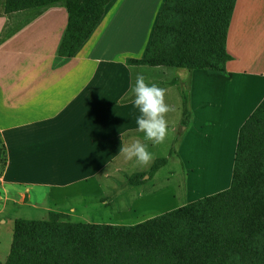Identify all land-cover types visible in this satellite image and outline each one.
I'll use <instances>...</instances> for the list:
<instances>
[{
	"label": "crops",
	"instance_id": "0c3cea01",
	"mask_svg": "<svg viewBox=\"0 0 264 264\" xmlns=\"http://www.w3.org/2000/svg\"><path fill=\"white\" fill-rule=\"evenodd\" d=\"M4 1L0 0V146L5 164L0 201L15 203L18 198V204L41 205L40 191L48 189L52 202L46 211L67 214L56 207L68 196L97 197L113 184L116 173L125 178L144 174L134 172L138 164L119 151L130 138L142 139L135 131L138 113L130 96L138 73L166 90L169 114L175 117V123L169 122L173 131L182 110L181 97L172 96L175 85H189L192 120L174 155L194 154L198 167L211 164L220 174L230 172L228 181L221 182L226 181L221 190L229 188L239 130L264 99V0H236L226 39L231 60L225 74L126 65L127 59L145 54L165 0H111L72 58L58 56L66 10L54 8L61 13L58 25L47 13L49 6L6 14ZM8 23L12 32L4 33ZM157 147L150 145L153 153ZM147 192L137 194L129 210L143 212L145 220L158 216L148 207L164 198L158 191ZM142 199L149 204L139 205ZM108 205L105 197L104 206ZM120 216L116 212L115 218Z\"/></svg>",
	"mask_w": 264,
	"mask_h": 264
},
{
	"label": "trees",
	"instance_id": "16d2710c",
	"mask_svg": "<svg viewBox=\"0 0 264 264\" xmlns=\"http://www.w3.org/2000/svg\"><path fill=\"white\" fill-rule=\"evenodd\" d=\"M109 2L5 0L4 12L62 4L67 22L58 56L72 58ZM235 3L165 0L145 54L127 59L126 65L225 74ZM179 92L180 139L192 113L188 88ZM166 161L155 160L149 180ZM4 164L5 149L0 146L1 169ZM144 176H130L128 185L138 186ZM4 264H264V99L239 130L228 189L132 226L71 222L60 212H48L39 220L16 219Z\"/></svg>",
	"mask_w": 264,
	"mask_h": 264
},
{
	"label": "rangeland",
	"instance_id": "374dc122",
	"mask_svg": "<svg viewBox=\"0 0 264 264\" xmlns=\"http://www.w3.org/2000/svg\"><path fill=\"white\" fill-rule=\"evenodd\" d=\"M61 5L62 4H55V6ZM54 8L63 9L64 11L65 9L51 6H49L47 9V13H49L51 21H54L60 25L61 13L60 11H56ZM11 27V24L8 23L5 26L6 32L4 31V33L12 32L10 29ZM17 27L20 28L21 26L17 25ZM180 72L185 73L184 71ZM181 83L182 84L177 82L175 85L177 86V91L176 88H174L175 93L172 95L178 99L181 97L179 94L181 88L185 90L189 86L187 83H185V81H182ZM180 118L181 115L179 111L176 114L175 129L172 131L170 137L163 145H159L160 149L158 147L156 150L153 148L155 153L154 159L166 158L167 161L166 165L159 169L150 180L147 179L141 186H129L127 181L123 182V180L127 177L125 178L122 173H116L114 174L113 184H108L107 187H105L107 192L105 191L104 194L97 197H82L74 199L71 198V196H68L69 198L64 199V204L56 207V209L67 213L68 215H66L69 216V220L71 222L128 226L135 224V222H138L139 220L147 219V216L143 214V212L130 213L129 211L131 208V200H137V194L140 192L145 193L148 191L147 193H155L158 191L159 196L162 195V197H164L161 204L157 203L155 205V203L152 202L153 204L148 207V209L152 210V214H158L159 216L185 204L192 203L206 196L226 190H221V188L226 185V181L229 179L230 172L223 170L224 174H220L211 164H208L205 169L198 167L194 163V154L190 155L188 153V156L181 155L180 157L179 155L178 157L174 155L179 141L178 132H180ZM166 119L171 124L175 123L173 112L171 114L168 113ZM189 126L185 133L189 130ZM149 150L153 152L151 148ZM154 162L155 161H152L148 166L137 165L134 172L145 173L144 178L148 177ZM2 169L0 168V174ZM117 179L118 181L115 182ZM217 179H219L218 183L223 182L225 179L226 181L225 183L218 184ZM47 191L48 189L40 191L42 193V197L39 200L41 205H29L27 203L18 204L16 201H21L18 198H14V200H16L15 203L8 201L3 203V201H0V211L2 210V213H0V264H4L10 250L13 234V222L16 219L39 220L42 219L46 213L51 212L46 211L47 206H51L52 202V199L48 195ZM115 195L116 197L114 198ZM104 196L109 202L108 206H104ZM84 199H87V201ZM143 200L144 199L139 201V205H148L150 202L149 200H146L145 202ZM84 202H87V205H84ZM116 212L121 215L118 219L115 218ZM128 212L130 214H128Z\"/></svg>",
	"mask_w": 264,
	"mask_h": 264
},
{
	"label": "clouds",
	"instance_id": "9594fccd",
	"mask_svg": "<svg viewBox=\"0 0 264 264\" xmlns=\"http://www.w3.org/2000/svg\"><path fill=\"white\" fill-rule=\"evenodd\" d=\"M132 105L137 111L135 131L140 136L130 138L127 145L119 151L128 161H135L140 166H148L155 158L150 145H163L172 134V128L166 119L172 111L166 102V90L154 83L146 81L142 73H138L131 86Z\"/></svg>",
	"mask_w": 264,
	"mask_h": 264
},
{
	"label": "water",
	"instance_id": "95a60500",
	"mask_svg": "<svg viewBox=\"0 0 264 264\" xmlns=\"http://www.w3.org/2000/svg\"><path fill=\"white\" fill-rule=\"evenodd\" d=\"M145 178H147V177H145Z\"/></svg>",
	"mask_w": 264,
	"mask_h": 264
}]
</instances>
